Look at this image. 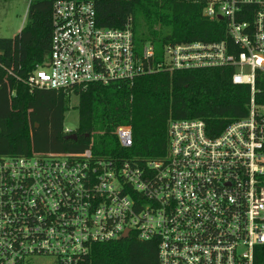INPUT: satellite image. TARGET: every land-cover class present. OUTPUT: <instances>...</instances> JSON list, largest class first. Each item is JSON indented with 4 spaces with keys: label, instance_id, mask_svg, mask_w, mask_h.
<instances>
[{
    "label": "built area",
    "instance_id": "1",
    "mask_svg": "<svg viewBox=\"0 0 264 264\" xmlns=\"http://www.w3.org/2000/svg\"><path fill=\"white\" fill-rule=\"evenodd\" d=\"M186 1L223 21L226 38L167 44L157 61L150 42L136 50L130 19L99 26L91 1L56 0L49 59L28 84L69 95L161 69L231 66L232 83L249 86L246 114L213 136L202 120H169L167 155L143 166L90 150L0 156V264H88L93 243L125 231L156 240L158 264H254L264 244V0ZM116 133L131 144L129 127Z\"/></svg>",
    "mask_w": 264,
    "mask_h": 264
},
{
    "label": "trees",
    "instance_id": "2",
    "mask_svg": "<svg viewBox=\"0 0 264 264\" xmlns=\"http://www.w3.org/2000/svg\"><path fill=\"white\" fill-rule=\"evenodd\" d=\"M6 1V0H0ZM56 0H29L23 26L13 37H0V156L31 152L90 150L95 160L118 167L143 166L168 153L169 120H202L216 135L246 114L248 85L231 81V66L168 71L132 81L90 83L73 89L77 127L68 139L63 120L69 97L63 91L32 87L28 77L49 59L52 6ZM93 3L99 26L123 28L130 19L135 48L150 42L156 60L167 44L226 38L221 20L202 15V2L186 0H85ZM129 127L131 144L120 143L117 127ZM69 135V134H68ZM88 264H158L156 240L134 236L93 243ZM254 264H264V244Z\"/></svg>",
    "mask_w": 264,
    "mask_h": 264
},
{
    "label": "rangeland",
    "instance_id": "3",
    "mask_svg": "<svg viewBox=\"0 0 264 264\" xmlns=\"http://www.w3.org/2000/svg\"><path fill=\"white\" fill-rule=\"evenodd\" d=\"M29 0L0 1V37H13L25 21ZM77 97L70 94L68 110L65 112L63 127L72 131L77 127L78 115L75 105ZM33 264H46L45 258H36Z\"/></svg>",
    "mask_w": 264,
    "mask_h": 264
},
{
    "label": "water",
    "instance_id": "4",
    "mask_svg": "<svg viewBox=\"0 0 264 264\" xmlns=\"http://www.w3.org/2000/svg\"><path fill=\"white\" fill-rule=\"evenodd\" d=\"M68 139H75L76 138V136H75V134L74 133H70L69 135H67L66 136ZM127 237V231H125L124 233H123V235H122V238L124 239V238H126Z\"/></svg>",
    "mask_w": 264,
    "mask_h": 264
},
{
    "label": "crops",
    "instance_id": "5",
    "mask_svg": "<svg viewBox=\"0 0 264 264\" xmlns=\"http://www.w3.org/2000/svg\"><path fill=\"white\" fill-rule=\"evenodd\" d=\"M24 24V23H23ZM23 24L21 25V27L23 26ZM21 27H20V29H21Z\"/></svg>",
    "mask_w": 264,
    "mask_h": 264
}]
</instances>
